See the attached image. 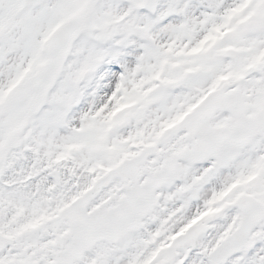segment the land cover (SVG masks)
Returning a JSON list of instances; mask_svg holds the SVG:
<instances>
[{
  "label": "snow or ice",
  "instance_id": "6c2138e0",
  "mask_svg": "<svg viewBox=\"0 0 264 264\" xmlns=\"http://www.w3.org/2000/svg\"><path fill=\"white\" fill-rule=\"evenodd\" d=\"M0 264H264V0H0Z\"/></svg>",
  "mask_w": 264,
  "mask_h": 264
}]
</instances>
